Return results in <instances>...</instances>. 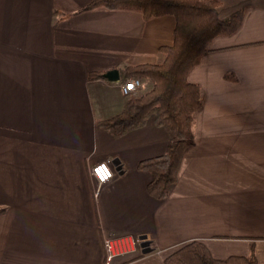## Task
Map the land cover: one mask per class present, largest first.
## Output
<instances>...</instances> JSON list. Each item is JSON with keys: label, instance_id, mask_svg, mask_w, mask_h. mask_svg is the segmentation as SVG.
Instances as JSON below:
<instances>
[{"label": "crops", "instance_id": "crops-1", "mask_svg": "<svg viewBox=\"0 0 264 264\" xmlns=\"http://www.w3.org/2000/svg\"><path fill=\"white\" fill-rule=\"evenodd\" d=\"M92 1L0 0V264H106L108 239L111 264H166L194 240L264 264V0L188 75L204 105L165 199L138 164L166 152L169 132L153 116L121 137L98 123L151 87L125 96L122 70L159 63L176 18ZM113 69L118 81L89 78ZM103 160L115 176L96 196Z\"/></svg>", "mask_w": 264, "mask_h": 264}, {"label": "trees", "instance_id": "trees-1", "mask_svg": "<svg viewBox=\"0 0 264 264\" xmlns=\"http://www.w3.org/2000/svg\"><path fill=\"white\" fill-rule=\"evenodd\" d=\"M221 0H93L86 10L96 7L134 9L146 19L173 15L176 18L174 42L162 46L159 63L127 66L124 81L133 77L148 80L151 87L143 94L128 96L123 111L100 120L105 131L121 137L145 126L153 116L158 126L170 134L165 153L143 159L141 170L151 173L149 193L165 199L179 180L184 155L193 144L195 115L203 108L201 86L188 79L190 71L209 50L212 38L231 34L242 24L244 9L236 10L226 19L220 13ZM104 72H91L92 80L105 78ZM2 209H0V212ZM166 264H259L255 255H231L217 258L206 243L194 240L170 252Z\"/></svg>", "mask_w": 264, "mask_h": 264}, {"label": "built area", "instance_id": "built-area-1", "mask_svg": "<svg viewBox=\"0 0 264 264\" xmlns=\"http://www.w3.org/2000/svg\"><path fill=\"white\" fill-rule=\"evenodd\" d=\"M145 87L144 81L139 77H133L128 79L122 85V93L125 96L134 94L138 89ZM92 175L96 182V191L95 195L99 196L102 187L111 181L115 176V171L112 167L111 160H103L101 162L96 163L92 167ZM106 251H107V261L106 264H111L114 259L116 253L113 241L111 239L106 240L105 243Z\"/></svg>", "mask_w": 264, "mask_h": 264}, {"label": "rangeland", "instance_id": "rangeland-1", "mask_svg": "<svg viewBox=\"0 0 264 264\" xmlns=\"http://www.w3.org/2000/svg\"><path fill=\"white\" fill-rule=\"evenodd\" d=\"M226 6L223 7V10H221V16L222 18L226 19L228 18L232 13V8H241L242 6H245L249 0H225ZM227 8V9H226Z\"/></svg>", "mask_w": 264, "mask_h": 264}, {"label": "water", "instance_id": "water-1", "mask_svg": "<svg viewBox=\"0 0 264 264\" xmlns=\"http://www.w3.org/2000/svg\"><path fill=\"white\" fill-rule=\"evenodd\" d=\"M105 78L111 81H118L120 79V72L118 69H113L105 73ZM114 164H117V161H114Z\"/></svg>", "mask_w": 264, "mask_h": 264}]
</instances>
